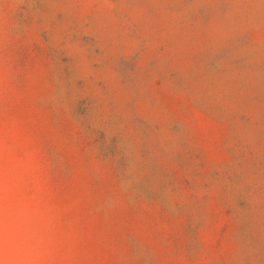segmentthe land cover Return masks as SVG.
Returning <instances> with one entry per match:
<instances>
[{
  "label": "rangeland",
  "instance_id": "obj_1",
  "mask_svg": "<svg viewBox=\"0 0 264 264\" xmlns=\"http://www.w3.org/2000/svg\"><path fill=\"white\" fill-rule=\"evenodd\" d=\"M0 264H264V0H0Z\"/></svg>",
  "mask_w": 264,
  "mask_h": 264
}]
</instances>
